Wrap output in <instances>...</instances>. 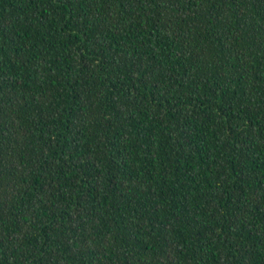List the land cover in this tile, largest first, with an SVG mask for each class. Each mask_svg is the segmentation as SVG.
Wrapping results in <instances>:
<instances>
[{
  "label": "trees",
  "instance_id": "trees-1",
  "mask_svg": "<svg viewBox=\"0 0 264 264\" xmlns=\"http://www.w3.org/2000/svg\"><path fill=\"white\" fill-rule=\"evenodd\" d=\"M0 264H264V0H0Z\"/></svg>",
  "mask_w": 264,
  "mask_h": 264
}]
</instances>
